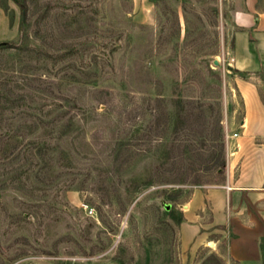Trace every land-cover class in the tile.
<instances>
[{
  "label": "rangeland",
  "instance_id": "obj_1",
  "mask_svg": "<svg viewBox=\"0 0 264 264\" xmlns=\"http://www.w3.org/2000/svg\"><path fill=\"white\" fill-rule=\"evenodd\" d=\"M246 5L0 0V264H232L207 212L181 237L241 132Z\"/></svg>",
  "mask_w": 264,
  "mask_h": 264
},
{
  "label": "crops",
  "instance_id": "obj_2",
  "mask_svg": "<svg viewBox=\"0 0 264 264\" xmlns=\"http://www.w3.org/2000/svg\"><path fill=\"white\" fill-rule=\"evenodd\" d=\"M247 0L245 10L232 17L236 30L225 43L232 70L237 73L243 117L224 181L193 191L183 208L189 245L209 214L208 225L221 229L226 256L237 264H264V11ZM194 222L195 226L189 225ZM197 223V224H196ZM184 232V231H183Z\"/></svg>",
  "mask_w": 264,
  "mask_h": 264
},
{
  "label": "trees",
  "instance_id": "obj_3",
  "mask_svg": "<svg viewBox=\"0 0 264 264\" xmlns=\"http://www.w3.org/2000/svg\"><path fill=\"white\" fill-rule=\"evenodd\" d=\"M1 46H3L4 47V45H1ZM170 213V212H169ZM230 262L232 263V264H237L235 261H233L232 259H230Z\"/></svg>",
  "mask_w": 264,
  "mask_h": 264
},
{
  "label": "built area",
  "instance_id": "obj_4",
  "mask_svg": "<svg viewBox=\"0 0 264 264\" xmlns=\"http://www.w3.org/2000/svg\"><path fill=\"white\" fill-rule=\"evenodd\" d=\"M232 137H233V138H236V137H237V134L232 135Z\"/></svg>",
  "mask_w": 264,
  "mask_h": 264
},
{
  "label": "water",
  "instance_id": "obj_5",
  "mask_svg": "<svg viewBox=\"0 0 264 264\" xmlns=\"http://www.w3.org/2000/svg\"><path fill=\"white\" fill-rule=\"evenodd\" d=\"M168 208V207H167Z\"/></svg>",
  "mask_w": 264,
  "mask_h": 264
}]
</instances>
